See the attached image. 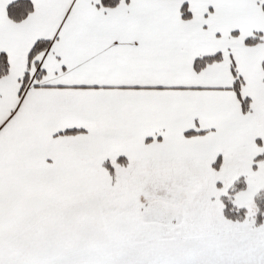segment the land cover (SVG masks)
Here are the masks:
<instances>
[{"label": "snow or ice", "instance_id": "obj_1", "mask_svg": "<svg viewBox=\"0 0 264 264\" xmlns=\"http://www.w3.org/2000/svg\"><path fill=\"white\" fill-rule=\"evenodd\" d=\"M0 264H264V0H0Z\"/></svg>", "mask_w": 264, "mask_h": 264}]
</instances>
